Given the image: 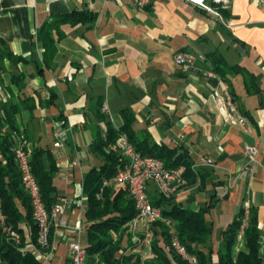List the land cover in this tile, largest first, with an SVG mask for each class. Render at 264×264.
Here are the masks:
<instances>
[{
  "label": "crops",
  "instance_id": "0c3cea01",
  "mask_svg": "<svg viewBox=\"0 0 264 264\" xmlns=\"http://www.w3.org/2000/svg\"><path fill=\"white\" fill-rule=\"evenodd\" d=\"M205 5L189 0H152L144 8L134 0H0V37L29 62L17 69L26 89H12L17 98H32L36 105L34 113L22 108L16 120L31 136L33 142L26 143L31 149L40 145L50 151L59 199L73 203L69 216L76 224L88 208L84 175L103 163L91 152L96 136L105 137L108 130L101 115L118 129L124 113L132 111L137 133L150 135L159 146L184 148L195 162L198 180L188 183L175 202L198 212L218 199L206 216L214 229L213 264L219 262L222 233L247 204L261 231L264 264V8L258 0H206ZM82 10L97 15L94 24L63 26L65 37L47 68L39 29L56 16ZM177 52L193 58L190 69L176 64ZM212 53L227 62L224 78L214 72ZM3 79L9 86L10 76ZM224 85L250 132L231 121L219 97ZM6 93L0 85V98ZM60 133L66 138L56 147ZM246 145L259 148L252 176L246 170ZM203 157L212 164H202ZM66 235L58 239L51 264H67L71 234ZM244 249L245 240L238 239L235 255Z\"/></svg>",
  "mask_w": 264,
  "mask_h": 264
},
{
  "label": "trees",
  "instance_id": "16d2710c",
  "mask_svg": "<svg viewBox=\"0 0 264 264\" xmlns=\"http://www.w3.org/2000/svg\"><path fill=\"white\" fill-rule=\"evenodd\" d=\"M215 8L224 19L229 14L220 4ZM96 14L89 10L74 11L66 15H59L52 21L42 25L37 33V40L42 43L44 63L50 68L57 53V43L65 37L62 27L78 24L92 27ZM213 60L214 72L224 78L222 71L227 62L221 55H208ZM11 64L9 71L7 63ZM20 63H29L25 58L15 55L9 44L0 37V85L6 90V97L0 98V264H42L31 249L23 250L30 244H37L38 227L33 219V209L30 197L22 185L21 173L15 157V149L20 142L32 143L28 132L23 134L17 124L16 116L22 108L34 113L36 105L32 98L16 97L12 86H16L19 93L26 89L25 77L18 73ZM10 76V85L5 86L3 75ZM53 99L42 106L52 104ZM102 104H99V108ZM108 130L106 136L99 134L91 145V152L103 161L101 167L92 168L84 175L83 194L87 198L85 221L87 224V240L84 248L87 254V264H189L180 258L172 249L170 241L173 230L190 254L197 256L199 264H213V226L207 221V214L215 207L218 199H213L198 212L183 208L175 202V197L166 198L157 190L149 191L150 200L155 209L160 210L164 218L173 222L172 227L165 222L155 223L153 226L152 254L143 263L142 256L132 253L119 255L133 246L128 224L137 214L134 200L126 186L112 188L104 185L105 180L112 179L124 167L119 140L126 135L136 150L144 157H154L163 161L168 169H182L189 184L198 180L193 170L195 164L189 152L184 148L171 149L159 146L152 141L150 135L141 136L133 128L134 115L132 111L124 113V124L115 128L111 122L101 115ZM26 147H29L26 144ZM48 156L50 165L47 166L45 157ZM31 168L36 177L43 202L48 211L58 203L59 192L56 178L58 169L52 160L50 151L40 145H33L31 154ZM203 181V177H201ZM152 186V185H151ZM25 213L21 210L20 205ZM244 208L234 223L222 233L218 249V264H261L260 237L261 231L255 213L250 210L249 226L245 232L246 249L235 255L238 242V232ZM3 224L13 226L22 237L20 244L9 241L3 234ZM117 234L118 237L114 236ZM202 247V248H200ZM23 248V249H22Z\"/></svg>",
  "mask_w": 264,
  "mask_h": 264
},
{
  "label": "built area",
  "instance_id": "2783aa9c",
  "mask_svg": "<svg viewBox=\"0 0 264 264\" xmlns=\"http://www.w3.org/2000/svg\"><path fill=\"white\" fill-rule=\"evenodd\" d=\"M81 1V0H80ZM152 0H134L137 7L144 8ZM206 0H189L191 3L206 7ZM264 8V0H258ZM219 17L222 16L216 13ZM176 64L188 70L192 67L193 58L177 52L174 55ZM213 75L211 74V77ZM220 99L229 111V116L234 124H238L250 132V127L246 119L240 115L234 105L229 87L224 85V91L220 94ZM56 147L62 146L66 138L65 133L57 134ZM119 144L126 163L117 174L109 180L104 181V185L112 188L124 185L127 187L131 198L135 202L137 214L128 224L131 232L133 246L127 251H121L119 255L136 253L140 249L152 250L153 226L160 221L172 227L173 222L164 218L160 210L154 208L150 200V187L154 185L157 192L166 197L172 198L181 193L188 185V180L184 176L182 169H168L163 161L154 157H144L123 135ZM245 152L248 157L246 170L250 176L255 173L259 148L257 145H246ZM32 149L26 147V142H20L15 149V157L21 173L22 185L28 193L32 209L33 219L38 227L37 244H30L26 249H31L42 264H51L56 251V243L59 238H67V233L71 234L68 238L69 260L67 264H87V254L84 248L85 242L82 240L84 227L83 218L74 224L72 223L69 212L74 209L71 201L58 199V203L51 211H48L41 195L40 185L34 176L31 168ZM202 164H212L207 157L201 159ZM195 169V167L193 168ZM250 207L247 204L241 217V224L238 232V239H244L245 232L249 226ZM3 221V220H2ZM3 233L9 241L20 243L21 234L11 225L3 224ZM171 249L189 264H199L197 256L189 253L187 247L181 242L179 236L173 230L170 241Z\"/></svg>",
  "mask_w": 264,
  "mask_h": 264
},
{
  "label": "rangeland",
  "instance_id": "374dc122",
  "mask_svg": "<svg viewBox=\"0 0 264 264\" xmlns=\"http://www.w3.org/2000/svg\"><path fill=\"white\" fill-rule=\"evenodd\" d=\"M154 193L152 192V195H153ZM3 220V217L0 215V221H2ZM83 221H84V227H83V231H82V240L84 241V242H86V240H87V224H86V221H85V218H83ZM4 234V233H3ZM5 235V234H4ZM114 236H115V238H116V236L118 237V235L117 234H114ZM5 237L7 238V236L5 235ZM21 243V242H20ZM20 243H15V244H20ZM28 247V246H27ZM23 249V248H22ZM23 250H29V249H26V248H24ZM132 254H137V255H141L142 256V261H143V263H145V261L147 260V259H149L150 257H151V254H152V250H148V249H144V250H142V249H140L139 251H137L136 253H133L132 252Z\"/></svg>",
  "mask_w": 264,
  "mask_h": 264
}]
</instances>
